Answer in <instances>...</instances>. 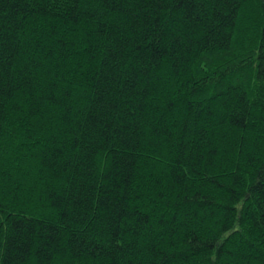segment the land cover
<instances>
[{"label":"trees","instance_id":"trees-1","mask_svg":"<svg viewBox=\"0 0 264 264\" xmlns=\"http://www.w3.org/2000/svg\"><path fill=\"white\" fill-rule=\"evenodd\" d=\"M0 264H264V0H0Z\"/></svg>","mask_w":264,"mask_h":264}]
</instances>
